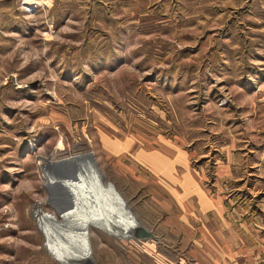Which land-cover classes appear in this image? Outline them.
I'll return each instance as SVG.
<instances>
[{"label":"rangeland","instance_id":"374dc122","mask_svg":"<svg viewBox=\"0 0 264 264\" xmlns=\"http://www.w3.org/2000/svg\"><path fill=\"white\" fill-rule=\"evenodd\" d=\"M88 165L155 236L92 225L96 264H205L199 192L264 188V0H0V264L79 263Z\"/></svg>","mask_w":264,"mask_h":264},{"label":"crops","instance_id":"0c3cea01","mask_svg":"<svg viewBox=\"0 0 264 264\" xmlns=\"http://www.w3.org/2000/svg\"><path fill=\"white\" fill-rule=\"evenodd\" d=\"M229 160L225 162L224 174L232 176L237 163L231 157ZM161 161L160 157L151 160L162 166ZM200 192L199 201L203 194L204 203L199 204V210L205 221L200 224L198 240L207 243V253L200 255L204 263L264 264V188L224 187L223 192L229 195L223 194L225 197L220 200L209 197L206 191Z\"/></svg>","mask_w":264,"mask_h":264},{"label":"bare ground","instance_id":"6f19581e","mask_svg":"<svg viewBox=\"0 0 264 264\" xmlns=\"http://www.w3.org/2000/svg\"><path fill=\"white\" fill-rule=\"evenodd\" d=\"M80 157L81 155H77L70 158L67 162L65 158H59L58 155H54L51 162H55L59 166L69 165L72 168H76L82 166L79 161ZM81 170L74 182L69 180V182L65 183L70 206L67 212L62 214L65 220L62 232L65 238L62 242L64 245L67 244L66 248L70 246V241L74 242L73 247L71 246L70 248H74V246L75 248H82L83 254L79 257L80 261L78 264H85L92 257L86 241L87 228L92 225L110 224L113 226L117 224L116 228L111 231L112 233L123 235L124 238H133L139 226L136 227V222L127 213L117 193L112 188L104 187L100 183L92 167L88 165ZM112 226L107 225V229Z\"/></svg>","mask_w":264,"mask_h":264},{"label":"water","instance_id":"95a60500","mask_svg":"<svg viewBox=\"0 0 264 264\" xmlns=\"http://www.w3.org/2000/svg\"><path fill=\"white\" fill-rule=\"evenodd\" d=\"M134 239H147V238H155L152 233H149L145 230L143 226H139L133 235ZM85 264H96L92 257L85 262Z\"/></svg>","mask_w":264,"mask_h":264}]
</instances>
